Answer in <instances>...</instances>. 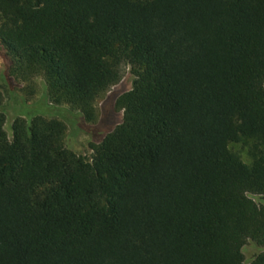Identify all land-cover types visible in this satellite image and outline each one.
Returning <instances> with one entry per match:
<instances>
[{"label":"trees","instance_id":"obj_1","mask_svg":"<svg viewBox=\"0 0 264 264\" xmlns=\"http://www.w3.org/2000/svg\"><path fill=\"white\" fill-rule=\"evenodd\" d=\"M0 46L12 86L44 82L27 109L88 123L135 76L90 160L0 112V264H264V0H0Z\"/></svg>","mask_w":264,"mask_h":264},{"label":"rangeland","instance_id":"obj_2","mask_svg":"<svg viewBox=\"0 0 264 264\" xmlns=\"http://www.w3.org/2000/svg\"><path fill=\"white\" fill-rule=\"evenodd\" d=\"M4 71L5 63L0 54V92L3 96L0 112H3L6 117L4 129L9 140L13 137L12 124L17 117L31 119L36 115H41L47 118H56L63 121L67 126L65 146L79 157L87 160L91 159L93 152L90 145L99 142L122 121L123 111L116 108V100L121 94L131 90L135 81V76L130 72L129 66H124L120 81L97 100L95 104L96 120L88 123L79 111L73 110L67 105L56 106L49 109V111L27 109V106H33L34 104L36 109L44 108V103L40 101L45 98L46 94L44 82L42 79L36 80L35 94L30 97L25 87H23L25 84L12 86ZM232 149L240 155L245 163L250 162L246 148L241 144H234ZM251 197L259 203L258 196L253 195ZM263 250L264 247L258 246L254 242H247L242 248L245 263L250 262Z\"/></svg>","mask_w":264,"mask_h":264}]
</instances>
